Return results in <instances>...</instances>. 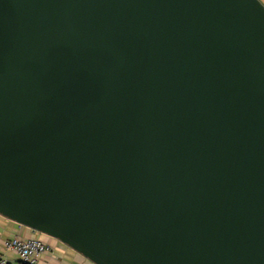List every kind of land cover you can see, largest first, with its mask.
Returning a JSON list of instances; mask_svg holds the SVG:
<instances>
[{
  "label": "water",
  "instance_id": "obj_1",
  "mask_svg": "<svg viewBox=\"0 0 264 264\" xmlns=\"http://www.w3.org/2000/svg\"><path fill=\"white\" fill-rule=\"evenodd\" d=\"M0 214L94 264H264V2L0 0Z\"/></svg>",
  "mask_w": 264,
  "mask_h": 264
},
{
  "label": "crops",
  "instance_id": "obj_2",
  "mask_svg": "<svg viewBox=\"0 0 264 264\" xmlns=\"http://www.w3.org/2000/svg\"><path fill=\"white\" fill-rule=\"evenodd\" d=\"M262 1L264 2V0ZM15 235L24 238L30 236L40 237L53 246V253L43 259L40 264H94L61 241L39 235V233L34 232L30 228L19 225L0 214V252L7 258L8 264H21L20 257L15 251L3 248V242Z\"/></svg>",
  "mask_w": 264,
  "mask_h": 264
},
{
  "label": "built area",
  "instance_id": "obj_3",
  "mask_svg": "<svg viewBox=\"0 0 264 264\" xmlns=\"http://www.w3.org/2000/svg\"><path fill=\"white\" fill-rule=\"evenodd\" d=\"M5 250L15 251L21 264H40V262L53 253V246L47 241L36 237L13 236L3 242ZM0 264H8L7 258L0 252Z\"/></svg>",
  "mask_w": 264,
  "mask_h": 264
},
{
  "label": "rangeland",
  "instance_id": "obj_4",
  "mask_svg": "<svg viewBox=\"0 0 264 264\" xmlns=\"http://www.w3.org/2000/svg\"><path fill=\"white\" fill-rule=\"evenodd\" d=\"M39 235H41V234H39ZM40 238V237H39Z\"/></svg>",
  "mask_w": 264,
  "mask_h": 264
}]
</instances>
